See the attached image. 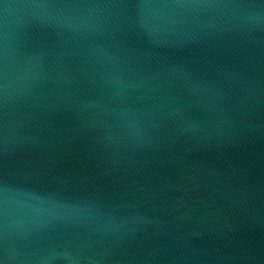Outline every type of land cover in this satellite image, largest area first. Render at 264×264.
Wrapping results in <instances>:
<instances>
[{
    "label": "water",
    "instance_id": "95a60500",
    "mask_svg": "<svg viewBox=\"0 0 264 264\" xmlns=\"http://www.w3.org/2000/svg\"><path fill=\"white\" fill-rule=\"evenodd\" d=\"M0 264H264V0H0Z\"/></svg>",
    "mask_w": 264,
    "mask_h": 264
}]
</instances>
